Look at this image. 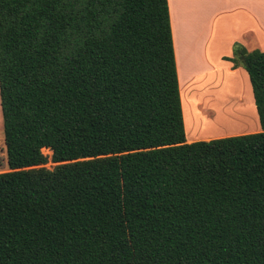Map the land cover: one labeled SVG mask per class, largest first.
Listing matches in <instances>:
<instances>
[{"label":"trees","instance_id":"16d2710c","mask_svg":"<svg viewBox=\"0 0 264 264\" xmlns=\"http://www.w3.org/2000/svg\"><path fill=\"white\" fill-rule=\"evenodd\" d=\"M223 60L259 132L185 143L166 0H0V264H264V51Z\"/></svg>","mask_w":264,"mask_h":264},{"label":"crops","instance_id":"0c3cea01","mask_svg":"<svg viewBox=\"0 0 264 264\" xmlns=\"http://www.w3.org/2000/svg\"><path fill=\"white\" fill-rule=\"evenodd\" d=\"M166 4L183 129L185 123L189 131L185 104L191 117L197 116L193 117L197 130L187 133L184 129L185 143L259 132L247 76L242 68H233L223 58L231 57L234 44L248 52L264 51V0H166ZM241 104L253 112L245 129L230 119L237 118L234 114ZM192 110L196 113L193 116ZM216 113L228 119V125L213 134L199 131L201 123L215 124ZM2 141L3 137L1 146Z\"/></svg>","mask_w":264,"mask_h":264},{"label":"rangeland","instance_id":"374dc122","mask_svg":"<svg viewBox=\"0 0 264 264\" xmlns=\"http://www.w3.org/2000/svg\"><path fill=\"white\" fill-rule=\"evenodd\" d=\"M197 94V93H196ZM197 95H199V96H201L202 94L201 93H198ZM215 96V95H214ZM202 103L204 102V100H200ZM180 104H181V102H180ZM198 105V104H197ZM221 105V104H220ZM242 106L244 105V104H241ZM182 106V105H181ZM201 105H199V107H200ZM214 106H216V105H214ZM241 106V109H237V113H235L234 115L235 116H237V118L235 119V118H233V117H231L230 116V119L231 120H233L234 122H236L235 124L239 127V129L240 128H244V127H246L249 123H248V120H247V118L249 117V115L250 116H253V112H250L249 113V108H247V107H242ZM199 107H196V108H194V110L195 109H198ZM189 107H188V104H185V110H186V121H187V126H188V129H189V131H190V133H192V130H191V128H192V126H194V122H193V117L195 116V118L197 117L196 115H194V114H196L195 113V111L194 110H192L191 112H192V116L193 117H191V115H190V113H189V109H188ZM225 108V107H224ZM231 109V108H230ZM243 109H245V113H243V114H245V115H242V112H243ZM231 111H233V110H231ZM234 112V111H233ZM248 113V114H247ZM218 115H219V113H216L215 114V118H216V120H215V122L214 123H217V117H218ZM225 122H227V121H225ZM222 124H224V123H222ZM228 125V123H226V125H222V126H224V127H222V128H225V126H227ZM217 126V125H216ZM206 127H208L207 126V124L206 123H201V131H204L205 129H206ZM184 129H185V131L188 133L189 131H187V128H186V126H185V123H184ZM183 129V130H184ZM245 129V128H244ZM208 131V130H207ZM1 138H2V132L0 131V173L1 172H5V171H7L8 169H7V167H6V160H5V151H4V148H3V144H2V146H1ZM42 154L43 155H45V156H47V158L49 157V155H50V152L48 151V150H45V149H43L42 150ZM53 166V164L52 163H50V162H47L45 165H44V167L45 168H47V169H50L51 167Z\"/></svg>","mask_w":264,"mask_h":264},{"label":"bare ground","instance_id":"6f19581e","mask_svg":"<svg viewBox=\"0 0 264 264\" xmlns=\"http://www.w3.org/2000/svg\"><path fill=\"white\" fill-rule=\"evenodd\" d=\"M225 121H228V119H226V118H224V117H222V115L221 114H219L218 115V118H217V123H215L214 125L212 124H209V123H207V126L208 127H206V129L204 130V131H201V126H199V128H198V130L199 131H201V132H203L204 134H209V133H216L217 132V130H221L222 128H221V123H224V124H222V125H226V122ZM227 123H229V122H227ZM195 125V124H194ZM217 125V126H216ZM222 127H224V126H222ZM195 129H196V127L195 126H192V128H191V130H192V132L193 131H195ZM224 129V128H223ZM197 130V129H196ZM208 130V131H207ZM198 131V132H199ZM200 134V133H199ZM211 135V134H210ZM206 136H209V135H206Z\"/></svg>","mask_w":264,"mask_h":264}]
</instances>
